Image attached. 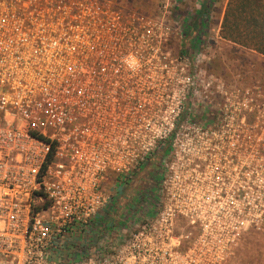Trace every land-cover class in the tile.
I'll list each match as a JSON object with an SVG mask.
<instances>
[{
    "label": "built area",
    "instance_id": "obj_1",
    "mask_svg": "<svg viewBox=\"0 0 264 264\" xmlns=\"http://www.w3.org/2000/svg\"><path fill=\"white\" fill-rule=\"evenodd\" d=\"M187 33L106 0H0V264H230L264 233L263 85L212 74ZM138 197L135 225L116 206Z\"/></svg>",
    "mask_w": 264,
    "mask_h": 264
},
{
    "label": "rangeland",
    "instance_id": "obj_2",
    "mask_svg": "<svg viewBox=\"0 0 264 264\" xmlns=\"http://www.w3.org/2000/svg\"><path fill=\"white\" fill-rule=\"evenodd\" d=\"M112 5L139 10L153 16L166 14L167 17H177L180 23L190 28L187 38L178 37V48L186 43L201 51L205 57V64L212 74L225 76L229 71L242 69L245 66H254L255 81L261 82L262 95L264 96V56L253 51L245 50L224 42L220 36L219 24L229 0H106ZM208 1V9L201 15L202 6ZM164 7H167L165 9ZM167 11V13H165ZM161 12V13H160ZM223 21V19H222ZM198 28V30H197ZM117 212L121 217L122 212L130 210L131 223L137 225L144 218L153 215L154 200L138 198L118 201ZM117 203V204H118ZM180 224L185 225L184 222ZM230 264H264V233H250L245 236Z\"/></svg>",
    "mask_w": 264,
    "mask_h": 264
},
{
    "label": "trees",
    "instance_id": "obj_3",
    "mask_svg": "<svg viewBox=\"0 0 264 264\" xmlns=\"http://www.w3.org/2000/svg\"><path fill=\"white\" fill-rule=\"evenodd\" d=\"M207 2L201 15L208 9ZM220 36L227 43L264 56V0H229Z\"/></svg>",
    "mask_w": 264,
    "mask_h": 264
},
{
    "label": "crops",
    "instance_id": "obj_4",
    "mask_svg": "<svg viewBox=\"0 0 264 264\" xmlns=\"http://www.w3.org/2000/svg\"><path fill=\"white\" fill-rule=\"evenodd\" d=\"M222 19H223V14H222V17H221L220 22H219L220 25H221ZM224 42H225V41H224ZM226 43H227V42H226ZM231 45L235 46L234 44H231Z\"/></svg>",
    "mask_w": 264,
    "mask_h": 264
}]
</instances>
